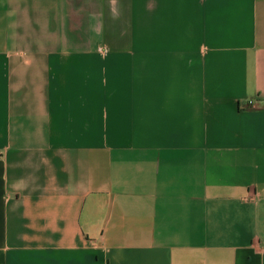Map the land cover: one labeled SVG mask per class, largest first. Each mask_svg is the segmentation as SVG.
<instances>
[{"label": "crops", "instance_id": "crops-1", "mask_svg": "<svg viewBox=\"0 0 264 264\" xmlns=\"http://www.w3.org/2000/svg\"><path fill=\"white\" fill-rule=\"evenodd\" d=\"M0 264H264V0H0Z\"/></svg>", "mask_w": 264, "mask_h": 264}, {"label": "built area", "instance_id": "built-area-1", "mask_svg": "<svg viewBox=\"0 0 264 264\" xmlns=\"http://www.w3.org/2000/svg\"><path fill=\"white\" fill-rule=\"evenodd\" d=\"M250 105H252V102H249Z\"/></svg>", "mask_w": 264, "mask_h": 264}]
</instances>
